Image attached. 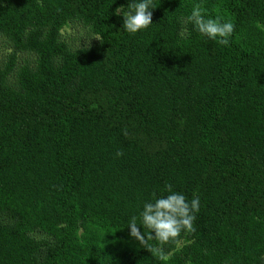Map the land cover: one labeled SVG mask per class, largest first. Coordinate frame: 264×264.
<instances>
[{
	"label": "trees",
	"instance_id": "obj_1",
	"mask_svg": "<svg viewBox=\"0 0 264 264\" xmlns=\"http://www.w3.org/2000/svg\"><path fill=\"white\" fill-rule=\"evenodd\" d=\"M130 2L0 0V264H264V0ZM166 183L200 211L160 260L127 224Z\"/></svg>",
	"mask_w": 264,
	"mask_h": 264
},
{
	"label": "clouds",
	"instance_id": "obj_2",
	"mask_svg": "<svg viewBox=\"0 0 264 264\" xmlns=\"http://www.w3.org/2000/svg\"><path fill=\"white\" fill-rule=\"evenodd\" d=\"M37 2L40 3V0ZM155 7L152 0H131L127 8L124 6L116 8L115 14L122 15L123 28L129 34H135L152 24L151 9ZM183 22L193 25L200 34L216 40L221 45H228L235 31V24L224 20L221 16L206 17L205 9L201 4L194 5ZM125 134H127L126 130ZM122 155V151H117V157ZM164 191L166 195L157 197L153 193V199L143 203L139 222L137 217L133 216L127 224L129 236L139 241L150 253H158L160 260L168 258L164 255L163 245L176 241L182 232H195L194 221L196 213L200 211L198 195L189 201L183 193L173 191L170 183L165 184ZM153 240L157 245L150 243ZM186 264H191V261H186Z\"/></svg>",
	"mask_w": 264,
	"mask_h": 264
},
{
	"label": "rangeland",
	"instance_id": "obj_3",
	"mask_svg": "<svg viewBox=\"0 0 264 264\" xmlns=\"http://www.w3.org/2000/svg\"><path fill=\"white\" fill-rule=\"evenodd\" d=\"M62 34L67 38V41L74 46L87 45L91 43L94 38L88 37L85 30L75 25H69L64 27L62 29Z\"/></svg>",
	"mask_w": 264,
	"mask_h": 264
}]
</instances>
